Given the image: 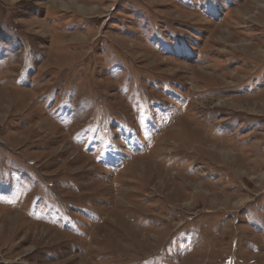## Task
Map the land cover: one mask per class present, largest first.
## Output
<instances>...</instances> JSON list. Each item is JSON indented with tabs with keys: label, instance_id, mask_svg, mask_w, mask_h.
Here are the masks:
<instances>
[{
	"label": "rangeland",
	"instance_id": "rangeland-1",
	"mask_svg": "<svg viewBox=\"0 0 264 264\" xmlns=\"http://www.w3.org/2000/svg\"><path fill=\"white\" fill-rule=\"evenodd\" d=\"M0 264H264V0H0Z\"/></svg>",
	"mask_w": 264,
	"mask_h": 264
},
{
	"label": "bare ground",
	"instance_id": "bare-ground-1",
	"mask_svg": "<svg viewBox=\"0 0 264 264\" xmlns=\"http://www.w3.org/2000/svg\"><path fill=\"white\" fill-rule=\"evenodd\" d=\"M251 122V121H250ZM245 126V125H244Z\"/></svg>",
	"mask_w": 264,
	"mask_h": 264
}]
</instances>
